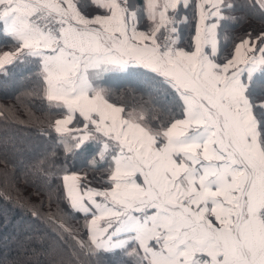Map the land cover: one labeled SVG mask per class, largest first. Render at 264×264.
<instances>
[{
  "label": "snow or ice",
  "instance_id": "obj_1",
  "mask_svg": "<svg viewBox=\"0 0 264 264\" xmlns=\"http://www.w3.org/2000/svg\"><path fill=\"white\" fill-rule=\"evenodd\" d=\"M0 205V264H264V0H0Z\"/></svg>",
  "mask_w": 264,
  "mask_h": 264
},
{
  "label": "trees",
  "instance_id": "obj_2",
  "mask_svg": "<svg viewBox=\"0 0 264 264\" xmlns=\"http://www.w3.org/2000/svg\"><path fill=\"white\" fill-rule=\"evenodd\" d=\"M28 223L26 215L19 209L0 205V245L3 244L7 249L10 244H15L17 239L23 238L24 232L17 233V229H25Z\"/></svg>",
  "mask_w": 264,
  "mask_h": 264
}]
</instances>
